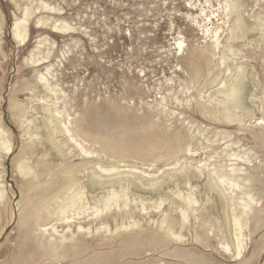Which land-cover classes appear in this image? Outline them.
<instances>
[{
    "label": "rangeland",
    "instance_id": "obj_1",
    "mask_svg": "<svg viewBox=\"0 0 264 264\" xmlns=\"http://www.w3.org/2000/svg\"><path fill=\"white\" fill-rule=\"evenodd\" d=\"M231 1L238 6L225 16L224 0H0V126L13 147L7 154L0 146V264H209L174 256L176 248L191 249L196 256L206 255L221 264H264V249L258 253L264 222L256 230L254 220L244 232L250 238L244 258L235 262L219 256L220 245L230 242L222 235L221 197L211 187L212 176L236 163L251 178L258 177L255 184L264 188V0ZM206 15L213 16L209 28L219 27L221 45H231L230 51L225 49L224 63L221 52L213 51L201 34L198 24ZM237 16L251 29L244 37L230 39ZM20 19H26L27 30L21 42L12 31ZM178 40L183 41L181 48ZM201 50L207 51L210 61L196 80L189 55ZM40 74L48 79L49 88L39 81ZM226 75L230 82L243 79L241 106L217 92ZM42 104L59 113L57 118L93 153L90 157L80 156L60 132L54 139L47 137L44 123L53 121ZM225 108L235 112L236 121L224 120ZM175 135L181 149L168 150L170 144H163L162 137ZM21 161L32 173L18 170ZM72 163H83L76 176L86 184L85 214L92 218L81 219L80 224L90 225L92 232H77L76 223H71L70 230L59 225L58 233L50 237L38 230L37 222L25 227L21 216L29 200L42 187L44 192L57 187L60 180L49 189L44 181L57 175L63 179L65 166ZM97 165L113 172L131 168L154 178L144 188L122 184L123 192L116 187L118 203L122 206L124 193L129 205L103 214L107 228L100 231L95 227L101 219L93 218L92 208L103 201L92 199L111 194L88 188L90 170ZM48 167L57 171L55 176ZM191 170L200 177H191ZM177 171L185 172L186 183L172 176ZM36 172L40 175L32 179ZM188 193L197 201L193 213L182 198ZM257 195L252 211L261 209L264 216V195ZM179 209L188 211L181 231L187 240L141 246L142 240L136 238L159 227L161 218L179 230ZM53 218L49 213L46 221ZM120 221L129 228L121 231ZM207 233L209 241L193 240L195 234ZM214 233L219 240L211 236Z\"/></svg>",
    "mask_w": 264,
    "mask_h": 264
},
{
    "label": "bare ground",
    "instance_id": "obj_2",
    "mask_svg": "<svg viewBox=\"0 0 264 264\" xmlns=\"http://www.w3.org/2000/svg\"><path fill=\"white\" fill-rule=\"evenodd\" d=\"M237 4L238 3H236V1L224 0L223 9L225 10V12L227 11L225 16H228L233 8L236 9L238 6ZM212 19L213 16L206 15V17L202 19V24H198V25L201 27V31H202L201 34L205 37V39L208 38V41L210 40L211 49L213 51L221 52L220 60L221 63H224L227 58L225 49H228L230 51L231 45L229 42L227 45H221V41H219L220 39V31L218 30L219 27L209 28L210 23L213 24V22H211ZM25 20L26 19L16 20L12 27L13 36L15 38H18V40L20 39V42L25 40L27 35ZM62 27H66V26H62ZM250 29L251 27L248 26V24L242 20L241 16H237L236 21L230 27L229 38L231 39L235 37H244L248 32H250L249 31ZM182 43H183L182 40L177 41L178 48H181ZM220 49H222V51H220ZM189 56H190L189 62L192 72L194 74V78L196 80H199L201 78L202 71H204L203 66L208 65V62L210 61L209 54L207 53L206 50H201V52L197 53L196 55H189ZM237 69L240 72L243 71L242 66H238ZM227 71L228 72L230 71L231 74V70L228 67H227ZM47 72H48V68H47ZM242 80L243 79H241L240 77H237L233 80V82H230L226 75L222 79L223 88H218L217 92L223 93L224 96L227 99H229V101L232 104L240 105L241 100L239 98V95L242 90H240L239 86L241 85ZM39 81H42L43 83L45 82L46 87L48 88L50 87L48 83V79L43 74H40ZM220 103H225V101H221ZM41 107L45 111L49 112L50 114L49 118L53 121V123H49V124L46 123V121L44 123L45 133L47 137L54 139V133L60 132L63 135H65L68 138V140L74 143L75 147L78 148L80 152L79 153L80 156L90 157L89 155L93 154L91 151L85 149L84 146L81 145V143L77 141V139L70 133V130L66 125V122L57 118V115L59 113L51 105L42 104ZM198 109L201 110L202 107L199 106ZM19 117H21V115ZM223 118L225 121L231 122V121H236L238 117L233 110L225 108L223 112ZM83 131L87 133L85 129H83ZM162 138H163L162 141L163 144L165 145L170 144V148L168 150L181 149L182 143L178 135L172 137L166 136ZM9 141L10 138L7 135V131L0 126V146L5 153L12 154L13 147L9 144ZM109 145L111 147H114V144L109 143ZM57 151L59 154H62L61 147L58 146ZM25 153L26 152H23V154ZM234 164L236 163H231L230 166L223 169L222 170L223 172L220 175L215 174L214 176H212L211 187L212 189L217 188L218 193L221 197V203L219 204H220V210L223 212L224 215L223 217L224 227H222L224 234L222 233V235L226 237L230 242L229 245L228 244H224L223 246L222 244L220 245L219 248L222 249V253H219V256H221L222 258L230 259V261L236 262L244 258L243 252L247 245V241L250 240V238H247V235L244 232L245 229L250 227L249 226L250 221L254 220L255 225L253 228H255L256 230L259 229L262 226V223L264 222V216L260 214L261 209L252 211L253 208L251 205V203L257 202L255 195L258 194L257 196H259V198L263 197L264 188L259 187L257 184H255L256 181H259L258 177L254 176L255 177L254 179L251 178L249 175L244 173L245 169ZM82 165L83 163H79V164L72 163L69 166H65L66 170L64 171L65 176L63 177V179L60 178L58 175L55 176L57 171L54 170L53 167L47 168L48 173L49 174L52 173L51 177L55 176L53 180L44 181L47 182L46 186H49L48 189L54 184V182L59 180L60 182L57 187L47 192H44L45 187H42L41 191L37 192L38 195L36 194L33 198L29 200L27 204V208L21 216L22 221L26 223L25 227L30 228L32 227L33 221L37 222L39 227L38 230H40L43 235L48 233L50 237L53 235V233L55 234L58 233L57 227L59 225H61V227L63 228V225L65 224L67 225L66 231L70 230L71 223L73 224L76 223L77 232L80 231L92 232V230H90V225L84 226L80 224L81 219L87 218L88 220L92 218V217L88 218V215L85 214V212L89 209V203H88V197H86V195L83 194L84 191H82V188L86 184H84L83 186V182H80L78 180V176H76V171H78L79 170L78 168ZM17 168L23 175H28L32 173V168L30 167V165H26V163H24L23 161L19 162ZM112 170L114 169L102 168L99 165L94 166L90 170L91 176L88 182L89 190L91 192H94L98 189L107 190L108 194L109 193L111 194L110 196L104 199H103V194L98 195L99 196L98 198L92 199L95 202L99 201V199H102L103 201L102 203L100 202L101 203L100 207L92 208L93 209L92 211L95 212L93 218L98 219L100 217L101 219L100 225L98 227H95L96 231H100L102 229L107 228L106 227L107 223H104V217L102 218L103 214H107V212L108 213L111 212L114 214L115 209L121 210L122 207L126 208L129 205L128 204L129 200L126 197V194L124 193L122 194L124 196V199L122 200V206L118 203V199H117L118 194L115 191L116 187H119L121 190H123L126 187H124V185L122 184H127V186L130 185L133 187L144 188L150 185L151 181L154 180V178L150 177V174L143 175V173L142 174L136 173L135 169H131V168L130 170H124L122 172H113ZM119 174L121 175L118 176ZM39 175L40 174L38 172L34 173L32 179H37ZM172 176L177 177L179 182L186 183L185 179L187 175L185 174L184 171H177L174 174H172ZM191 177L199 178L200 174L191 170ZM37 183L38 182H36L35 184ZM229 193H231L233 196L231 197L227 196V194ZM0 197H2V191L0 192ZM27 198L28 196L26 197V199ZM182 198L186 201V204L190 212L193 213L195 211L193 205L196 204L197 201L190 193H188L185 196H182ZM161 204H162V200L159 202L158 208H160ZM140 209L145 210L146 207L142 205ZM237 209H238V214L237 212H235ZM178 211L181 214V223H180L181 227H179V230L177 228L167 226L165 220L161 218L159 221L160 223L159 227H153V230L150 231L147 236L136 238V240H142L141 246L149 247V248H153L159 245L166 246L167 244H170L172 242L181 244L182 242L187 240L185 236L181 234V231H182V226L185 224L187 220L188 211H184L182 209H179ZM52 212L54 213L55 218L46 221V217L48 216L49 213L51 214ZM53 220H55L56 223H51V221ZM128 226L129 224H125L122 221L118 223V227L121 229V231L129 228ZM50 229L52 232H49ZM26 232L29 233L30 230H27ZM211 236H213L214 239H218V240L220 239L218 233H214ZM61 238H64V236H61ZM51 240L52 239H48L47 242L48 245H51L50 243ZM193 240L196 242L204 243L210 240V234L207 233L206 235L203 236L195 234ZM261 241L262 244L259 243L258 253L262 252L264 249V240L262 239ZM172 255L181 257L184 260H192V258L193 259L196 258L200 262L208 261L209 264H221L219 260H216L215 258H210L209 256L206 255L196 256L194 251L191 249L183 250L180 248L178 249L176 248L175 250L172 251Z\"/></svg>",
    "mask_w": 264,
    "mask_h": 264
}]
</instances>
